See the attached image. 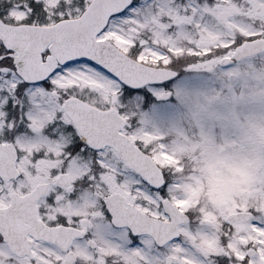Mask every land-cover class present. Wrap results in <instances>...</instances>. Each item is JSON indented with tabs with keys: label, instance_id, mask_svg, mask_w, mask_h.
Masks as SVG:
<instances>
[{
	"label": "snow or ice",
	"instance_id": "1",
	"mask_svg": "<svg viewBox=\"0 0 264 264\" xmlns=\"http://www.w3.org/2000/svg\"><path fill=\"white\" fill-rule=\"evenodd\" d=\"M245 3L0 0V264H264V199L213 222L179 206L185 161H161L191 74L264 41V0ZM236 17L222 48L176 54L185 26Z\"/></svg>",
	"mask_w": 264,
	"mask_h": 264
},
{
	"label": "rangeland",
	"instance_id": "2",
	"mask_svg": "<svg viewBox=\"0 0 264 264\" xmlns=\"http://www.w3.org/2000/svg\"><path fill=\"white\" fill-rule=\"evenodd\" d=\"M255 57L242 61L236 71L191 74L198 87L171 108L162 106L176 116L162 131L181 146L175 159L162 156L161 161L175 165L186 158L177 194L187 199L179 206L201 205L213 222L217 215L264 199V56ZM210 80H219L216 89L199 87ZM221 84L226 91L219 90Z\"/></svg>",
	"mask_w": 264,
	"mask_h": 264
},
{
	"label": "flooded vegetation",
	"instance_id": "3",
	"mask_svg": "<svg viewBox=\"0 0 264 264\" xmlns=\"http://www.w3.org/2000/svg\"><path fill=\"white\" fill-rule=\"evenodd\" d=\"M237 4H241L243 7H246V3L245 0H236ZM253 15L257 18L260 19L261 18V14L260 13H253ZM236 21L237 23H234L232 25V28L230 30V32L225 33L223 32V30H219V31H214L213 33H207L205 32L204 35L202 36L200 33V30H198L195 27H187L185 26L183 31L185 33V35L183 36V38L180 40L177 48H176V54L177 55H185V52L187 50H189L192 46H196V47H201L203 45L202 48L205 47H223L222 43L218 44V41L222 40V39H227L229 38V36L232 33H243L245 31V28L240 26V23L243 21L242 17H236ZM246 27L248 29L251 28V23H248L246 25ZM249 35H256L257 33L248 32ZM214 48V49H215ZM201 54H203V52L201 51ZM185 58H189L187 56H185Z\"/></svg>",
	"mask_w": 264,
	"mask_h": 264
},
{
	"label": "water",
	"instance_id": "4",
	"mask_svg": "<svg viewBox=\"0 0 264 264\" xmlns=\"http://www.w3.org/2000/svg\"><path fill=\"white\" fill-rule=\"evenodd\" d=\"M264 50V42L258 41L252 45H246L245 48L239 50V54L236 56L237 60H240L248 55L256 54L257 52Z\"/></svg>",
	"mask_w": 264,
	"mask_h": 264
}]
</instances>
